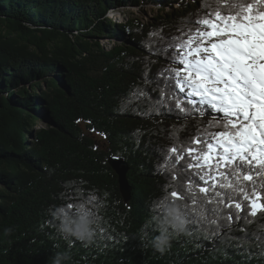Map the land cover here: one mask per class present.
<instances>
[{"label": "trees", "instance_id": "1", "mask_svg": "<svg viewBox=\"0 0 264 264\" xmlns=\"http://www.w3.org/2000/svg\"><path fill=\"white\" fill-rule=\"evenodd\" d=\"M202 2L211 0H0V264H51L57 252L70 257L64 264H264L227 237L211 243L187 226L163 253L150 243L152 218L163 214L172 190H182L161 160L179 146L177 137L187 143L199 135L201 118H150L151 101L131 93L160 94L154 81L170 67L161 51L170 41L160 36H178ZM145 4L156 11L151 22L130 16L117 24L109 16ZM112 157L129 166V201ZM257 190L264 195L259 183ZM82 195L98 197L90 244L62 235L52 216ZM239 202L245 218L226 231H264V214L251 217L248 201ZM5 228L13 229L9 236Z\"/></svg>", "mask_w": 264, "mask_h": 264}, {"label": "snow or ice", "instance_id": "2", "mask_svg": "<svg viewBox=\"0 0 264 264\" xmlns=\"http://www.w3.org/2000/svg\"><path fill=\"white\" fill-rule=\"evenodd\" d=\"M178 32L160 36L170 41L161 49L170 67L158 71L152 89L160 94L154 97L147 88L131 93L151 101L150 118H201L199 135L187 143L177 137L179 146L161 160L182 189L172 190L168 202L180 207L191 233L202 232L211 243L227 237L249 259L264 256V231L249 236L241 229V237L226 231L245 218L241 197L249 216L264 214V195L257 190L258 183L264 189V0L202 2ZM97 202L96 195L74 196L64 207L93 217ZM99 231L112 238L103 225ZM252 243L257 252L245 248Z\"/></svg>", "mask_w": 264, "mask_h": 264}, {"label": "clouds", "instance_id": "3", "mask_svg": "<svg viewBox=\"0 0 264 264\" xmlns=\"http://www.w3.org/2000/svg\"><path fill=\"white\" fill-rule=\"evenodd\" d=\"M53 218L58 222V231L65 236L75 237V239L90 244L94 237V221L86 213L78 212L71 215L66 207H58L52 212ZM157 234L153 236L150 243L154 249L163 253L171 245V241L178 235L185 233L186 221L180 207L175 203H168L163 208V214L153 217ZM12 228H5L4 235L9 236ZM70 257L67 253L57 252L51 258V264H64Z\"/></svg>", "mask_w": 264, "mask_h": 264}, {"label": "rangeland", "instance_id": "4", "mask_svg": "<svg viewBox=\"0 0 264 264\" xmlns=\"http://www.w3.org/2000/svg\"><path fill=\"white\" fill-rule=\"evenodd\" d=\"M153 7L152 5H144L141 7V9L137 10L135 8H132L131 6H129L128 8H124V7H121V8H118V10H116V17L113 18L118 20L116 22H118V24L120 22H124L127 20L128 17H138V18H141L143 22H151V18L156 14V11L153 10ZM126 16V18H125ZM124 18V19H123ZM101 43L104 44L105 46H107L108 48L110 47V44L108 43L107 40L105 39H102L101 40ZM94 138L101 144L103 145V138H101V136L97 135V134H93Z\"/></svg>", "mask_w": 264, "mask_h": 264}, {"label": "water", "instance_id": "5", "mask_svg": "<svg viewBox=\"0 0 264 264\" xmlns=\"http://www.w3.org/2000/svg\"><path fill=\"white\" fill-rule=\"evenodd\" d=\"M135 9L138 10V8H135ZM109 163H110L111 168L113 169V171L116 173L118 177L120 192L122 196L124 197V200L129 201L131 197L130 195H131L132 188L129 185L128 180H127V173L129 170V166L127 162H125L121 158L112 157Z\"/></svg>", "mask_w": 264, "mask_h": 264}, {"label": "bare ground", "instance_id": "6", "mask_svg": "<svg viewBox=\"0 0 264 264\" xmlns=\"http://www.w3.org/2000/svg\"><path fill=\"white\" fill-rule=\"evenodd\" d=\"M114 17H116V16H114ZM116 20V19H115ZM116 21H118V20H116Z\"/></svg>", "mask_w": 264, "mask_h": 264}]
</instances>
